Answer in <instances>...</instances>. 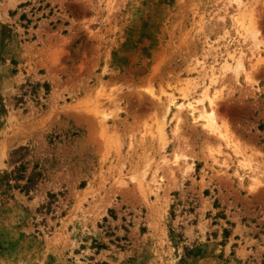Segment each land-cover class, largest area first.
<instances>
[{"label": "rangeland", "instance_id": "rangeland-1", "mask_svg": "<svg viewBox=\"0 0 264 264\" xmlns=\"http://www.w3.org/2000/svg\"><path fill=\"white\" fill-rule=\"evenodd\" d=\"M242 1L0 0V264H264V0Z\"/></svg>", "mask_w": 264, "mask_h": 264}, {"label": "bare ground", "instance_id": "bare-ground-1", "mask_svg": "<svg viewBox=\"0 0 264 264\" xmlns=\"http://www.w3.org/2000/svg\"><path fill=\"white\" fill-rule=\"evenodd\" d=\"M229 2L231 3H236L237 7H241L242 5H244L243 1L242 0H229ZM237 21H238V18H237ZM241 25H244L243 22H241ZM246 25V24H245ZM244 27V26H243ZM247 33L249 32L250 34V37L252 39H256L257 36H256V30H255V27H254V23L251 24L247 27V28H244ZM230 66V64H228ZM227 65V66H228ZM228 66V67H229ZM242 67V63L239 62L236 66V72H238V69ZM237 76V75H236ZM249 78V77H248ZM213 81H216L215 79H211V82ZM186 96V94H185ZM216 98H217V92L214 93L213 95H209L208 94V88H206L203 92V97L199 100L201 102H204L206 99L208 100V105L210 106V109H208L206 107V105L204 106L203 105V111L200 112L199 114V118L201 119H204V122H203V125L204 127L208 128L209 131L213 132V133H217L220 137L222 138H225V139H228L229 136H228V132H224L223 130H221L220 128V125L217 123L216 119H215V116H214V105H215V101H216ZM170 106H177V108H182L184 107V105L187 107V108H190L192 111H194L196 109V104L194 102H188L187 104H178L176 101H175V98L174 97H171L170 98ZM99 117V116H98ZM100 121V120H99ZM103 120H101V123H102ZM226 130V129H225ZM228 143V142H227ZM177 160V159H176ZM178 161V160H177ZM244 165V164H243ZM157 178V177H156ZM156 181V180H155Z\"/></svg>", "mask_w": 264, "mask_h": 264}]
</instances>
